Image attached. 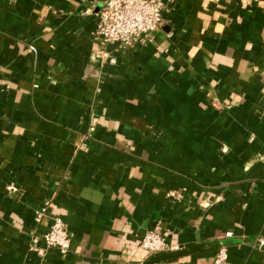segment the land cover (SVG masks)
Returning <instances> with one entry per match:
<instances>
[{"label":"crops","instance_id":"1","mask_svg":"<svg viewBox=\"0 0 264 264\" xmlns=\"http://www.w3.org/2000/svg\"><path fill=\"white\" fill-rule=\"evenodd\" d=\"M100 3L0 0V264H264V0H165L130 49ZM150 229L203 246L149 262Z\"/></svg>","mask_w":264,"mask_h":264},{"label":"built area","instance_id":"2","mask_svg":"<svg viewBox=\"0 0 264 264\" xmlns=\"http://www.w3.org/2000/svg\"><path fill=\"white\" fill-rule=\"evenodd\" d=\"M166 8L165 0H101L95 11L96 28L94 37L96 43L115 45L120 49H130L144 46L155 39L156 31L164 20ZM107 54L106 50H98V54ZM41 213L37 219H41ZM226 236L232 234L227 231ZM264 244V239H260ZM140 246L148 254L167 251L171 248L161 234L150 229L140 240ZM57 248L66 253L70 248V234L61 215L51 217L49 229L40 236L33 234L30 249L44 255L49 248ZM227 260V246L221 244L214 256V264H225Z\"/></svg>","mask_w":264,"mask_h":264},{"label":"water","instance_id":"3","mask_svg":"<svg viewBox=\"0 0 264 264\" xmlns=\"http://www.w3.org/2000/svg\"><path fill=\"white\" fill-rule=\"evenodd\" d=\"M203 245L202 244H197V243H187L184 247L175 249V250H169V251H161L159 253L152 254L148 261L149 262H155V261H160V260H176L178 257L186 255L190 252L195 251L198 248H201Z\"/></svg>","mask_w":264,"mask_h":264}]
</instances>
